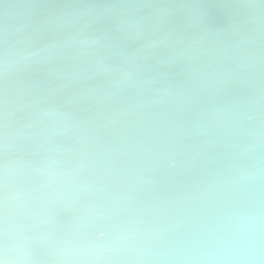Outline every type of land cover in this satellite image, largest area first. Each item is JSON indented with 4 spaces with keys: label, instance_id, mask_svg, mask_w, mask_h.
<instances>
[{
    "label": "bare ground",
    "instance_id": "6f19581e",
    "mask_svg": "<svg viewBox=\"0 0 264 264\" xmlns=\"http://www.w3.org/2000/svg\"><path fill=\"white\" fill-rule=\"evenodd\" d=\"M76 2L0 4V144H24L0 222L31 181L46 195L0 226V264H264V168L223 179L240 207L207 201L214 140L253 126L264 148V50L245 36L264 0Z\"/></svg>",
    "mask_w": 264,
    "mask_h": 264
},
{
    "label": "water",
    "instance_id": "95a60500",
    "mask_svg": "<svg viewBox=\"0 0 264 264\" xmlns=\"http://www.w3.org/2000/svg\"><path fill=\"white\" fill-rule=\"evenodd\" d=\"M3 1L4 0H0V4ZM78 1L80 0H77V2ZM74 4L75 3H73V5ZM262 14L264 16V11H262ZM263 29L264 25L257 33L252 32L245 34L247 42L251 47L264 50V37H262ZM9 95V91L0 85V97ZM250 117L251 115L248 114V116H245L244 120L246 121ZM242 130H244V132H242ZM257 131L259 132V130H255L253 126L243 128L238 125L232 132L224 134L223 138L214 140V142L222 141L221 143L223 146L219 150L222 159L212 167L215 174L213 177V185L207 196V201L212 199L220 201L223 204V212L234 207H240V203L235 202L234 191L237 187L225 184L223 179L227 176L236 177V180L241 183L247 175L264 168V148L251 145L253 141L252 133ZM238 146H240V150H238ZM245 146L246 148L243 149ZM23 147L24 144H20L16 140H11L4 145L0 144V173L14 155L21 152ZM236 158H238V160H236ZM234 162H236V168H234ZM32 187L33 183L31 181L25 193L27 196L23 197L22 194H20L18 198L10 201L9 204H15L18 209L24 204L26 198H29L32 209L38 206L46 195L38 190H31ZM32 196H34L35 199H32ZM16 210L8 212L3 221L0 222V226L6 222Z\"/></svg>",
    "mask_w": 264,
    "mask_h": 264
}]
</instances>
